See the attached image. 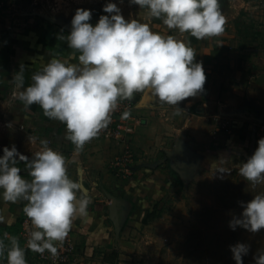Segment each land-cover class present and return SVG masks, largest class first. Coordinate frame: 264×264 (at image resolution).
Instances as JSON below:
<instances>
[{
	"label": "crops",
	"instance_id": "crops-1",
	"mask_svg": "<svg viewBox=\"0 0 264 264\" xmlns=\"http://www.w3.org/2000/svg\"><path fill=\"white\" fill-rule=\"evenodd\" d=\"M256 3L220 0L227 20L225 32L197 40L188 33L168 29L162 19H149L146 9L122 0L126 20L149 23L154 32L172 35L194 48L195 62L202 63L207 78L202 93L178 104L184 110L178 116L173 115L174 106L161 104L150 92L134 95L140 102L137 113L142 124L128 142L139 155L147 151L151 156L140 159L127 179L118 177L111 167L124 154L125 142L96 139L78 152L66 139L63 123L44 116L38 105L26 110L13 97L15 86L11 81L21 64L25 66L26 88L32 83V75L53 58L78 63L79 53L69 48L66 39H58L70 34V30L56 21L33 22L36 19L20 26L12 15L7 17V10L0 11V97L12 95L9 120L13 124L4 138L21 147L29 159L41 149V140L49 141V147L65 156L69 177L80 183L82 192L77 195L86 194L91 200L87 216L77 217L68 233L76 244L72 264H139L131 260L132 243L127 239L135 231L126 224H134L137 229L151 222L149 213L154 208L159 213L160 205L179 189L186 190L194 178L219 167L239 172V166L254 154L253 132L264 121V46L258 54L255 47H261L260 37L264 38V13H260L261 7ZM221 122H226L229 130L221 127ZM28 137L34 138V142L30 143ZM224 158L229 162L221 164ZM2 193L3 190L0 239H4V233L17 237L25 249L27 264H36L20 238L27 202H6ZM114 199L117 206L112 214L110 206ZM4 242L6 250L0 256V264H7L10 244L7 239Z\"/></svg>",
	"mask_w": 264,
	"mask_h": 264
},
{
	"label": "clouds",
	"instance_id": "clouds-1",
	"mask_svg": "<svg viewBox=\"0 0 264 264\" xmlns=\"http://www.w3.org/2000/svg\"><path fill=\"white\" fill-rule=\"evenodd\" d=\"M146 9L149 19H162L168 29L188 33L197 40L223 35L226 17L220 0H130ZM93 27L91 11L77 9L71 20V31L59 40H67L69 48L79 53L78 63L51 59L42 70L34 73L32 83L24 87L25 66L13 74V97L27 110L38 105L44 116L66 126V139L80 152L97 138L111 122V114L122 100L136 93H151L161 104L174 106L173 115L184 110L178 104L204 91L206 74L202 63L195 62L196 52L188 43L172 35L154 32L149 23L126 20L115 3H107ZM126 118L129 113H124ZM11 125H9L10 127ZM30 143L34 138L28 137ZM41 149L31 159L18 152L15 145L4 147L0 156V189L6 202L26 201L23 213L31 223L27 248L32 252L58 256L57 244H62L77 217L87 216L91 203L81 194V185L68 175L63 154L41 140ZM221 164L229 162L221 159ZM23 162L30 179L21 175L17 165ZM220 173H230L220 167ZM239 174L253 186L264 182V138ZM240 226L256 233L264 229V194L255 195L244 205L241 218H233L230 227ZM7 264H27L25 249L18 238L4 233L0 239V256ZM249 247L238 243L231 247L236 264ZM264 264V252L255 257Z\"/></svg>",
	"mask_w": 264,
	"mask_h": 264
},
{
	"label": "rangeland",
	"instance_id": "rangeland-1",
	"mask_svg": "<svg viewBox=\"0 0 264 264\" xmlns=\"http://www.w3.org/2000/svg\"><path fill=\"white\" fill-rule=\"evenodd\" d=\"M255 1L261 7L260 13H264V0ZM107 3H115L122 14V0H1L0 11L7 10V17L12 15L14 22L23 26L30 19L46 23L57 18L71 23L76 10L82 8L91 11L89 23L94 27L100 16L112 15L103 11ZM239 17L245 18L243 14ZM256 27L260 28L257 24ZM260 42L261 47L255 46L259 49L257 54L263 50V37ZM2 97L0 154H3L4 147L11 148L12 145L24 154L21 147L4 138L9 135V128L13 129L9 120L12 95ZM125 144L126 151L127 146L131 147L128 139ZM133 153L135 164L151 156L147 151L139 155L133 149ZM219 168L194 178L186 190L179 189L177 194L168 197L151 222L137 229L134 224H126L135 231L127 237L132 243L131 260L139 264H236L231 247L243 243L249 247L248 253L242 257L243 264H256L255 257L264 252V229L252 233L237 226L233 230L230 222L234 217L241 218L244 205L255 195L264 194V182L253 186L239 172L229 169L230 173H220Z\"/></svg>",
	"mask_w": 264,
	"mask_h": 264
},
{
	"label": "built area",
	"instance_id": "built-area-1",
	"mask_svg": "<svg viewBox=\"0 0 264 264\" xmlns=\"http://www.w3.org/2000/svg\"><path fill=\"white\" fill-rule=\"evenodd\" d=\"M138 101L134 98L130 100H122L119 102L118 108L111 114V122L108 127L101 131L99 136L93 139V142L96 139H117L123 142H126L128 137L135 132L137 126L142 124V118L137 113ZM129 113L125 118L124 113ZM220 126L227 128L226 122H221ZM21 129H24V126H20ZM227 130H229L227 128ZM264 138V121L259 122L256 131H255V145L258 147L259 139ZM90 142V143H91ZM90 143L86 144L88 146ZM135 165V155L133 149L130 146H127V150L123 156L118 157L111 163V167L116 172L118 177L123 179L128 178L133 173V167ZM31 231V223L28 218L24 215L22 222V228L20 231V238L22 240L23 246L30 253L36 264H72L75 253H76V244L73 242L71 236H67L62 244H57L58 256L53 257L50 253L45 251L44 254H39L32 252L27 248V240Z\"/></svg>",
	"mask_w": 264,
	"mask_h": 264
},
{
	"label": "water",
	"instance_id": "water-1",
	"mask_svg": "<svg viewBox=\"0 0 264 264\" xmlns=\"http://www.w3.org/2000/svg\"><path fill=\"white\" fill-rule=\"evenodd\" d=\"M56 22H58L59 24H61L62 26H64L65 28H67L68 30H70L71 31V23H68V22H66V21H64V20H55ZM144 98H145V96H143V99L142 100H144ZM140 106V102L138 103V107ZM253 143L255 144V134H253ZM176 161L175 160H173V163H172V165H173V167L176 169V163H175ZM23 171H21V173H22ZM116 201H115V199H114V201L111 203V206H110V208H111V212H112V214H114L115 213V211H116Z\"/></svg>",
	"mask_w": 264,
	"mask_h": 264
},
{
	"label": "trees",
	"instance_id": "trees-1",
	"mask_svg": "<svg viewBox=\"0 0 264 264\" xmlns=\"http://www.w3.org/2000/svg\"><path fill=\"white\" fill-rule=\"evenodd\" d=\"M19 164L22 165V166H24V167L21 168V171H23V172L21 173V175H26V176H28V172H27V169H26L24 163H23V162H20ZM19 164H18V165H19ZM28 177H29V176H28ZM157 206H158V205H157ZM156 216H157V208H154L153 211L149 213V215H148V220H150V221H151V220H154V219L156 218Z\"/></svg>",
	"mask_w": 264,
	"mask_h": 264
},
{
	"label": "flooded vegetation",
	"instance_id": "flooded-vegetation-1",
	"mask_svg": "<svg viewBox=\"0 0 264 264\" xmlns=\"http://www.w3.org/2000/svg\"><path fill=\"white\" fill-rule=\"evenodd\" d=\"M17 166H18V167H20V169H21L22 167H24V166H22V165H20V164H19V165H17Z\"/></svg>",
	"mask_w": 264,
	"mask_h": 264
}]
</instances>
